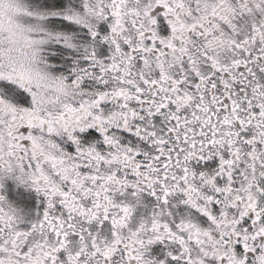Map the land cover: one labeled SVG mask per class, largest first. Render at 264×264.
Segmentation results:
<instances>
[{"label":"snow or ice","instance_id":"snow-or-ice-1","mask_svg":"<svg viewBox=\"0 0 264 264\" xmlns=\"http://www.w3.org/2000/svg\"><path fill=\"white\" fill-rule=\"evenodd\" d=\"M0 264H264V0H0Z\"/></svg>","mask_w":264,"mask_h":264}]
</instances>
